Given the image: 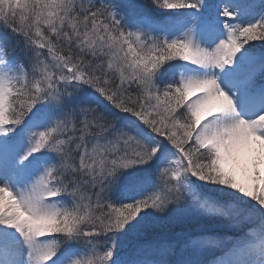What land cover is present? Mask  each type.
<instances>
[{
    "label": "snow or ice",
    "instance_id": "snow-or-ice-1",
    "mask_svg": "<svg viewBox=\"0 0 264 264\" xmlns=\"http://www.w3.org/2000/svg\"><path fill=\"white\" fill-rule=\"evenodd\" d=\"M0 264H264V0H0Z\"/></svg>",
    "mask_w": 264,
    "mask_h": 264
}]
</instances>
